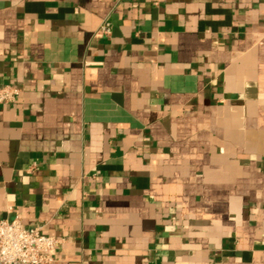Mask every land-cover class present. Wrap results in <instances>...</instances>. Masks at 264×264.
I'll return each instance as SVG.
<instances>
[{
  "label": "crops",
  "instance_id": "crops-1",
  "mask_svg": "<svg viewBox=\"0 0 264 264\" xmlns=\"http://www.w3.org/2000/svg\"><path fill=\"white\" fill-rule=\"evenodd\" d=\"M6 84L0 218L55 264H264V0H0Z\"/></svg>",
  "mask_w": 264,
  "mask_h": 264
},
{
  "label": "built area",
  "instance_id": "built-area-1",
  "mask_svg": "<svg viewBox=\"0 0 264 264\" xmlns=\"http://www.w3.org/2000/svg\"><path fill=\"white\" fill-rule=\"evenodd\" d=\"M112 21L105 19L96 36H108ZM22 90L18 86H0V105L15 102ZM57 236L46 235L41 226L25 227L19 217L0 218V264H55L53 251L61 244Z\"/></svg>",
  "mask_w": 264,
  "mask_h": 264
}]
</instances>
